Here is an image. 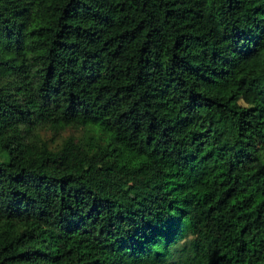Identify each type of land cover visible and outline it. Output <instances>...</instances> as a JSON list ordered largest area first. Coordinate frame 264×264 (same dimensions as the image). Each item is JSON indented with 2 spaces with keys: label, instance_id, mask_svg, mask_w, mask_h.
I'll return each mask as SVG.
<instances>
[{
  "label": "trees",
  "instance_id": "trees-1",
  "mask_svg": "<svg viewBox=\"0 0 264 264\" xmlns=\"http://www.w3.org/2000/svg\"><path fill=\"white\" fill-rule=\"evenodd\" d=\"M0 264H264V0H0Z\"/></svg>",
  "mask_w": 264,
  "mask_h": 264
}]
</instances>
